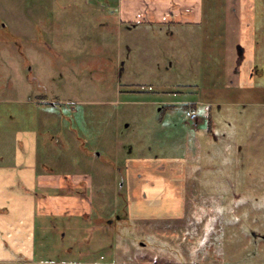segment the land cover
I'll use <instances>...</instances> for the list:
<instances>
[{"label":"rangeland","instance_id":"374dc122","mask_svg":"<svg viewBox=\"0 0 264 264\" xmlns=\"http://www.w3.org/2000/svg\"><path fill=\"white\" fill-rule=\"evenodd\" d=\"M212 1L202 28L170 35L120 31L105 0H0V171L12 206L50 215L34 264H264V75L251 76L264 71V0H245L237 86L224 0ZM200 101L195 125L184 106ZM63 211L81 214L77 233ZM100 226L96 262L77 243L69 254L68 238Z\"/></svg>","mask_w":264,"mask_h":264},{"label":"crops","instance_id":"0c3cea01","mask_svg":"<svg viewBox=\"0 0 264 264\" xmlns=\"http://www.w3.org/2000/svg\"><path fill=\"white\" fill-rule=\"evenodd\" d=\"M105 2L107 7L105 5H101V11L106 14V18H109L114 22L116 28L120 29V31H122L124 27H128V29L130 30V27L137 29L139 27L141 28L142 26L153 28H155L156 26L167 27V33H169L170 35H174V32L171 31L172 27H174L175 29L186 26H195L202 28L205 25V19L209 16V13L207 14V11H216V6L213 5L212 7L214 1L209 2V9H206V0H105ZM224 7L225 15L224 21L222 23V34L228 45L227 56L230 59L231 57H238V59H240V63L235 70V73H237L238 75L235 78L234 85L237 86L238 83H242L243 78L241 64L243 60L242 55L244 52L242 45L245 28V0H224ZM254 19H257L256 14H254ZM255 23L256 22H254V26H252V28L253 30L255 29L254 33L258 34L256 32L258 26L257 23ZM139 29H137L136 32L139 31ZM236 52L238 54L237 56L235 55ZM261 69L256 70L254 68L252 70L253 73L251 74V76L255 77L262 73ZM260 75H264V72ZM200 102L185 103H189L190 105L196 104L198 106L202 105V101ZM164 104L168 105L167 103ZM199 109L195 110L198 116ZM200 119L201 118L199 116V121ZM198 123L199 122L197 121L195 125H198ZM0 161H2L1 158ZM175 162H173V164L170 166L169 172L171 173V176L172 174L177 175L178 179L182 180L183 169L182 167H178ZM141 167V172L143 171L145 174L146 166L142 163ZM156 168H161V165ZM165 170L167 171L168 167H165ZM12 185L13 184L10 183L9 173L0 171V264H34V237H36V240L38 241L41 240V235H43L44 233L43 227H45L43 219L50 217V215L46 211L43 212L44 214L40 213L38 211V206H36V212L35 206H15L16 203H14V206H12L10 203L11 200H18V195L16 194V192L12 193ZM157 186V183L152 184V189H158ZM165 186L167 190H170L173 186L176 187V183H171L169 181L164 184V188ZM39 187L41 191H43V189H45V191H49L48 188H51L52 190H58L60 188V186L47 184L40 185ZM49 194L50 193L43 194L45 195L44 198H49ZM158 194L159 193H154L153 195H151L152 199L158 197ZM143 197L147 199L146 195H143ZM2 198L4 199L3 202ZM147 208L157 211L162 209L163 206H147ZM20 209L23 212V215L24 213H26L24 215L25 218H27V211L32 210V212H30L29 224L27 222V219L19 220L20 217H18L17 214L18 211L20 212ZM78 216L72 215L70 213L66 214V212L63 211V219L66 221V228H70L68 229L70 234L77 233V231H74L72 227L75 225V221L73 219L75 217L80 218L81 214ZM39 227L41 228V230H39ZM95 228L96 227H94V229ZM86 230L87 232H85V234L84 232L79 233L82 236L77 234L76 237L67 239L68 242L72 243L71 248H68L69 254H72L75 248H77L75 245L77 243L78 250H76V253L81 262H90V258L92 256L88 255V253L90 251L95 252L96 246L94 247L93 243H89L91 241V239H87L89 236H94L98 233L99 235L97 237H101V239L103 240V244L108 243L110 240L108 231L106 228L104 229L103 226H100L99 229L96 228L95 230L97 231H89L88 228ZM48 232L49 231L46 230V234ZM28 233L30 239H28ZM63 236L65 237L66 233H64ZM28 241L30 243L29 248L27 244ZM87 243H89L93 248L91 246L86 247ZM104 252H109L107 246ZM36 257L38 258L39 256ZM96 261L97 260L91 262Z\"/></svg>","mask_w":264,"mask_h":264},{"label":"built area","instance_id":"2783aa9c","mask_svg":"<svg viewBox=\"0 0 264 264\" xmlns=\"http://www.w3.org/2000/svg\"><path fill=\"white\" fill-rule=\"evenodd\" d=\"M186 117H187L188 121H193V122H195V123H196V121H197L198 118H199L197 112L194 111V110H188V111L186 112Z\"/></svg>","mask_w":264,"mask_h":264},{"label":"trees","instance_id":"16d2710c","mask_svg":"<svg viewBox=\"0 0 264 264\" xmlns=\"http://www.w3.org/2000/svg\"><path fill=\"white\" fill-rule=\"evenodd\" d=\"M264 71H262L263 73ZM170 107V106H169ZM185 110H188V109H193V110H196L198 107L196 104H191V105H185L184 106Z\"/></svg>","mask_w":264,"mask_h":264}]
</instances>
